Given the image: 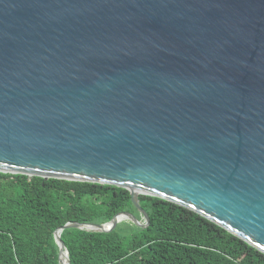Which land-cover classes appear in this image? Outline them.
Returning <instances> with one entry per match:
<instances>
[{"label": "water", "instance_id": "water-1", "mask_svg": "<svg viewBox=\"0 0 264 264\" xmlns=\"http://www.w3.org/2000/svg\"><path fill=\"white\" fill-rule=\"evenodd\" d=\"M0 172L177 203L264 253V0H0Z\"/></svg>", "mask_w": 264, "mask_h": 264}, {"label": "trees", "instance_id": "trees-1", "mask_svg": "<svg viewBox=\"0 0 264 264\" xmlns=\"http://www.w3.org/2000/svg\"><path fill=\"white\" fill-rule=\"evenodd\" d=\"M149 223L124 219L109 232L61 231L71 264H264V253L177 203L139 195ZM129 212L122 187L0 172V264H60L54 231L67 222L106 223Z\"/></svg>", "mask_w": 264, "mask_h": 264}]
</instances>
